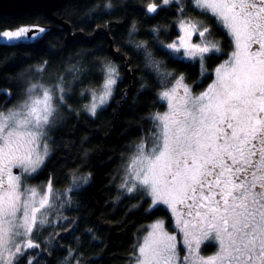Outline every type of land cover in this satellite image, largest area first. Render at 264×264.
Here are the masks:
<instances>
[{
	"label": "snow or ice",
	"instance_id": "6c2138e0",
	"mask_svg": "<svg viewBox=\"0 0 264 264\" xmlns=\"http://www.w3.org/2000/svg\"><path fill=\"white\" fill-rule=\"evenodd\" d=\"M171 2L150 0L146 12L156 13ZM191 2L227 32L233 51L215 69L213 83L194 93L183 76L169 80L172 74L137 44L161 80L168 81L159 93L168 110L151 117L150 135L135 146L121 184L130 194L147 196L151 207L162 204L171 211L187 255L179 260L176 236L157 221L134 245L130 264H264V0ZM178 28L182 34L161 45L166 54L203 64L206 54L220 52L202 21L182 16ZM45 31L38 26L0 31V46H16ZM118 77L117 69L107 65L101 90L84 106L87 112L94 116L107 103ZM65 93L62 77L52 85L32 83L21 103L0 109V264H20L27 250L39 248L33 234L50 225L55 210L87 182V177H74L71 188L57 193L51 180L25 187L12 171L30 175L44 163L48 131ZM202 240L214 241L218 251L200 256ZM72 260L70 249L65 264Z\"/></svg>",
	"mask_w": 264,
	"mask_h": 264
},
{
	"label": "trees",
	"instance_id": "16d2710c",
	"mask_svg": "<svg viewBox=\"0 0 264 264\" xmlns=\"http://www.w3.org/2000/svg\"><path fill=\"white\" fill-rule=\"evenodd\" d=\"M149 2L70 0L55 12L74 32L92 34L97 26L109 25L115 45L131 60L135 76L131 91L127 90L124 61L113 58L106 36L99 35L91 43L78 39L67 44L61 26L44 13L0 14V31L34 26L46 29L36 39L0 46V109L8 110L23 101L32 82L52 85L62 77L66 86L65 104L58 106L59 116L48 134L50 154L32 181L41 186L51 180L54 190L64 193L72 187L74 177L88 178L69 194L70 203L49 217L52 223L33 234L40 247L26 251L20 264L29 260L32 264H65L70 249L74 257L70 264L75 260L80 264H130L134 245L153 222L167 216L161 207H151L147 196L130 194L121 187L135 146L150 135L151 117L166 108L159 93L168 81L161 80L146 62L145 49L137 44H144L162 71L172 74L169 80L182 72L197 79L199 60L196 64L179 61L161 45L179 35L182 16L207 19L214 41L223 33L215 19L201 14L192 2L172 0L153 14L146 12ZM155 2L160 4V0ZM109 3L110 8L106 7ZM204 59L208 70L220 63L216 52ZM112 60L121 76L111 100L93 116L84 106L91 92L104 82V67ZM210 250L205 248V252Z\"/></svg>",
	"mask_w": 264,
	"mask_h": 264
},
{
	"label": "water",
	"instance_id": "95a60500",
	"mask_svg": "<svg viewBox=\"0 0 264 264\" xmlns=\"http://www.w3.org/2000/svg\"><path fill=\"white\" fill-rule=\"evenodd\" d=\"M70 0H0V14L21 15L25 13L40 12L44 13L52 21L61 26V30L66 33V43L70 44L76 40H82L87 43L95 41L99 35H104L109 41V51L115 60L122 59L125 75L128 77L131 91L134 84V72L130 58L125 55L114 43L110 33L109 25L97 26L94 33L88 34L84 31H73L70 23L63 18L55 15V12L69 3Z\"/></svg>",
	"mask_w": 264,
	"mask_h": 264
},
{
	"label": "flooded vegetation",
	"instance_id": "af4514ba",
	"mask_svg": "<svg viewBox=\"0 0 264 264\" xmlns=\"http://www.w3.org/2000/svg\"><path fill=\"white\" fill-rule=\"evenodd\" d=\"M179 1H181V0H178V2ZM183 1L184 2L186 1L187 4L191 3V0H183ZM204 20H206V21H204ZM199 21H202L210 29V39H211V36L213 35V27L208 24L207 19H205V18H201ZM220 28L222 30L223 35H222V38L220 40H216V42L218 43L219 48H220V52H216L220 55V63L217 65V67H219L222 63H224L226 60H228L231 52L233 51V42H232L231 37L227 34V32L222 27H220ZM179 35H181L180 31H179ZM176 38H177V36L175 37V39ZM175 39H173V40H175ZM194 39H195V41L198 40V38L196 36L194 37ZM211 54H213V53L206 54V56L211 55ZM175 58L179 61H183V62L189 63V64H196L198 61V60L182 59L178 55H175ZM217 67H215L213 70H208V68L205 65V62L203 61V64L199 63V76L197 79H190V77L188 76V74L186 72L180 73L177 77L183 76L184 83L189 85V87L192 88V91L194 93H199V92H202L205 89H207L208 86L213 83V80L215 79V69ZM164 102L166 103V108L161 114H163L164 112H166L168 110L167 102L166 101H164ZM13 170L15 172L19 171L18 168H14ZM155 207H161L162 209H164V211L166 212V215H167L163 218L156 220L155 222L163 221L164 228L168 232H170L171 234L176 236V244L181 249V257H184L185 255H187V252H186L185 246L183 244L182 233H180L179 229L176 227L175 218L173 217L171 211L169 209H167V207L165 205H162V204H159ZM200 246H202L203 253L208 257L213 256L218 251V247L216 246L215 242L211 241V240H202ZM205 248H210L211 250L209 252H205Z\"/></svg>",
	"mask_w": 264,
	"mask_h": 264
},
{
	"label": "rangeland",
	"instance_id": "374dc122",
	"mask_svg": "<svg viewBox=\"0 0 264 264\" xmlns=\"http://www.w3.org/2000/svg\"><path fill=\"white\" fill-rule=\"evenodd\" d=\"M7 30H11V29H7ZM5 31V30H4ZM39 34V33H38ZM38 34H37V36H38ZM182 34V33H181ZM194 37L195 36H193V42H197V41H195V39H194ZM109 64H111V65H113L116 69H117V71H118V73H119V77H118V79L120 78V76H121V74H120V70H119V67H118V65H117V63H115L113 60L112 61H110L109 63H108V65ZM105 68L106 67H104V80H105ZM118 79H117V82H116V84L113 86V90H112V95H111V97L108 99V101H107V103L105 104V105H103L102 107H104V106H106L107 104H108V102L111 100V98H112V96L114 95V90H115V87H116V85H117V83H118ZM32 83H43V84H45L44 82H42V81H36V82H32ZM32 83H30V84H32ZM104 83V82H103ZM103 83L97 88V89H94L92 92H91V94L93 93V92H96V93H99V91L101 90V87H102V85H103ZM29 84V85H30ZM45 85H47V84H45ZM90 97H91V95H90ZM22 102V101H21ZM20 102V103H21ZM89 102H90V100L88 101V103L87 104H89ZM14 107V106H13ZM12 107V108H13ZM101 107V108H102ZM11 109V108H10ZM100 109V108H99ZM98 109V110H99ZM97 110V111H98ZM5 111H7V110H5ZM97 113V112H96ZM50 130V129H49ZM48 134H49V131H48ZM47 142H48V147H49V154H50V142H49V137L47 136ZM49 154H48V156H49ZM47 156V157H48ZM47 159V158H46ZM46 159H45V161H46ZM45 161H44V163H45ZM43 163V164H44ZM43 164L41 165V167L35 172V173H32V174H26V173H23L22 172V170L21 169H19V171L18 172H15L14 170H12L13 171V173L14 174H19L20 176H21V184L23 185V186H25V187H40V185H38V184H35L33 181H32V179H33V177L35 176V174L42 168V166H43ZM54 189V188H53ZM157 206V205H156ZM153 223H155V222H153ZM152 223V224H153ZM151 224V225H152ZM150 225V226H151ZM150 226H149V228H148V231L150 230ZM165 229V228H164ZM166 230V229H165ZM148 231L146 232V234L145 235H147V233H148ZM167 231V230H166ZM168 232V231H167ZM170 233V232H169ZM171 234V233H170ZM144 235V236H145ZM176 250H177V254H178V258H179V260L180 261H182L183 260V257H181V249H180V247L176 244ZM28 251V250H27ZM199 255L200 256H202V257H205V258H207L208 256H206L204 253H203V249H202V246H200V248H199Z\"/></svg>",
	"mask_w": 264,
	"mask_h": 264
}]
</instances>
